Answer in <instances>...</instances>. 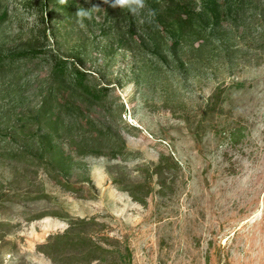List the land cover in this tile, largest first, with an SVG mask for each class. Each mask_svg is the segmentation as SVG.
I'll return each instance as SVG.
<instances>
[{
  "label": "rangeland",
  "instance_id": "obj_1",
  "mask_svg": "<svg viewBox=\"0 0 264 264\" xmlns=\"http://www.w3.org/2000/svg\"><path fill=\"white\" fill-rule=\"evenodd\" d=\"M185 1L202 30L148 50L104 0H0V55L108 90L0 69V264H264V0Z\"/></svg>",
  "mask_w": 264,
  "mask_h": 264
},
{
  "label": "trees",
  "instance_id": "obj_2",
  "mask_svg": "<svg viewBox=\"0 0 264 264\" xmlns=\"http://www.w3.org/2000/svg\"><path fill=\"white\" fill-rule=\"evenodd\" d=\"M63 1L65 3L67 0ZM64 3L62 2V5ZM146 4L147 7L141 14V16H143V25L140 28L141 34L135 31L136 16L129 14L127 10L116 8L122 13L124 20L129 22V35L127 34L129 42L131 43L132 41H137L141 47H144V49H148L152 36L160 38L161 36L159 35L162 32H165L167 36H169L170 42L172 41L171 47L175 48L179 45L180 38L184 37L187 33L198 29L195 25L203 21L201 12L196 11L194 7L186 5L187 2L185 0H146ZM2 20L3 18L0 17V24ZM197 26H199V24ZM199 28L200 29L198 30H202L201 26H199ZM129 42H126L124 45H129ZM163 43V39L161 43L155 42L157 50L161 48ZM46 58L54 61L53 74L57 79H69L75 88L81 90L84 94L96 102H101L104 99L108 91L107 88L91 86L87 81L88 73L86 71L74 64L69 66L68 59L59 56L58 54H54L49 49L40 48L24 50L8 55H0V69L12 67L24 61L44 60ZM68 107L69 112L73 115L77 112L78 114L83 113V109L76 105L72 104ZM109 155L112 158H118L123 155V152L113 151ZM66 187L70 189L71 185L68 183ZM137 200L141 201L139 199ZM88 222L89 221L85 219H80L76 222L74 220H70V225L72 228L76 225H87ZM68 236L69 235L66 234L52 237L51 240L53 241L44 246L50 247L58 241H63V239Z\"/></svg>",
  "mask_w": 264,
  "mask_h": 264
},
{
  "label": "clouds",
  "instance_id": "obj_3",
  "mask_svg": "<svg viewBox=\"0 0 264 264\" xmlns=\"http://www.w3.org/2000/svg\"><path fill=\"white\" fill-rule=\"evenodd\" d=\"M104 3L109 4L112 8L127 10L129 14L134 16H141L146 9V0H104ZM95 7V6H94ZM89 14L84 10H78V17H85Z\"/></svg>",
  "mask_w": 264,
  "mask_h": 264
}]
</instances>
